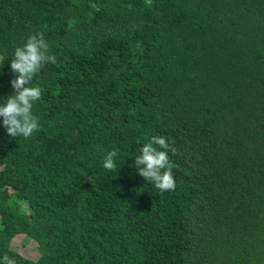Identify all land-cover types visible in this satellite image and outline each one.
Returning <instances> with one entry per match:
<instances>
[{
    "label": "trees",
    "instance_id": "obj_1",
    "mask_svg": "<svg viewBox=\"0 0 264 264\" xmlns=\"http://www.w3.org/2000/svg\"><path fill=\"white\" fill-rule=\"evenodd\" d=\"M34 33L56 63L31 84L40 130L0 122V258L264 264V0H0V104ZM153 135L176 149L174 190L133 166Z\"/></svg>",
    "mask_w": 264,
    "mask_h": 264
},
{
    "label": "clouds",
    "instance_id": "obj_2",
    "mask_svg": "<svg viewBox=\"0 0 264 264\" xmlns=\"http://www.w3.org/2000/svg\"><path fill=\"white\" fill-rule=\"evenodd\" d=\"M47 63L55 64L56 57L50 54L49 44L43 33L30 35L22 46H17L14 50L9 65L14 76L10 81L13 91L0 104V122L11 138L22 136L27 139L40 130L39 120L33 114V106L34 102L42 98L43 89L31 84L36 74ZM169 152L175 154L176 149L164 136L153 135L134 159L133 166L139 175L161 192L175 189L173 169L176 165L170 160ZM117 155L115 150L107 153L103 159L105 170L117 171L114 161ZM0 264H16V261L4 255L0 258Z\"/></svg>",
    "mask_w": 264,
    "mask_h": 264
},
{
    "label": "rangeland",
    "instance_id": "obj_3",
    "mask_svg": "<svg viewBox=\"0 0 264 264\" xmlns=\"http://www.w3.org/2000/svg\"><path fill=\"white\" fill-rule=\"evenodd\" d=\"M11 191V190H10ZM15 201L19 204L20 210L26 209V202L22 198L15 197ZM22 235H15L11 240V248L16 249L24 256L29 258H36L38 256V251L36 248V242L33 239H29L25 243L22 242Z\"/></svg>",
    "mask_w": 264,
    "mask_h": 264
}]
</instances>
